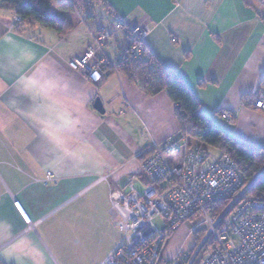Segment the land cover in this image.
Segmentation results:
<instances>
[{
	"label": "crops",
	"instance_id": "obj_1",
	"mask_svg": "<svg viewBox=\"0 0 264 264\" xmlns=\"http://www.w3.org/2000/svg\"><path fill=\"white\" fill-rule=\"evenodd\" d=\"M106 2L109 9H98L105 15L86 24L71 19L75 27L63 37L37 24L16 31L15 13L0 11V36L15 32L51 64L32 72L40 98L11 86L0 92V264H101L120 243L111 237V189L137 186L142 153L153 141L181 136L167 93L147 96L104 65L99 83L70 68L89 47V23L107 28V46L116 41L114 62L130 45L116 25L147 28L149 54L186 84L203 114L247 149L264 150V113L252 106L264 88V0ZM96 99L104 114L94 109ZM34 110L61 125L58 141L41 133L28 115ZM222 110L236 121L222 120ZM65 114L71 124L57 119ZM49 173L55 181L45 184ZM192 229L187 223L175 234L165 262L194 249Z\"/></svg>",
	"mask_w": 264,
	"mask_h": 264
},
{
	"label": "built area",
	"instance_id": "obj_2",
	"mask_svg": "<svg viewBox=\"0 0 264 264\" xmlns=\"http://www.w3.org/2000/svg\"><path fill=\"white\" fill-rule=\"evenodd\" d=\"M86 27L91 37L89 47L69 66L98 83L102 79L99 65L115 68L106 49L109 32L104 26ZM116 29L127 33L133 43L132 58L142 59L149 30L129 28L123 22ZM252 106L264 113V88L254 94ZM220 117L234 123L237 114L222 110ZM142 156L137 186L131 183L125 191H110L109 214L122 239L101 264H168L164 256L172 238L197 217L200 222L191 235L204 227L205 236L196 255L208 241L212 242L200 264H264V194L260 198L252 195L258 180L264 177V168L246 182L229 154L183 135L162 143L153 141ZM54 181L49 173L45 184ZM221 202H227V206L214 215L210 207ZM15 205L22 212L19 204ZM22 216L31 229L35 227L23 212ZM158 218L164 222L162 228L154 224ZM179 256L180 252L170 264H178Z\"/></svg>",
	"mask_w": 264,
	"mask_h": 264
},
{
	"label": "trees",
	"instance_id": "obj_3",
	"mask_svg": "<svg viewBox=\"0 0 264 264\" xmlns=\"http://www.w3.org/2000/svg\"><path fill=\"white\" fill-rule=\"evenodd\" d=\"M99 8L109 9L110 6L106 0H0V11L14 12L21 18V22L16 23V31L37 24L55 31L59 37L67 35L75 27V23L70 21L67 13L74 11L85 23H88L96 18L95 10ZM80 21L79 19L77 22ZM132 46L133 43L130 42L123 56L115 63V70L111 65L103 67L124 76L131 85L137 86L147 96L155 97L167 93L177 106L176 119L181 135L189 136L229 154L239 165L246 182L255 178L264 168V150H249L217 127L203 114L198 99L186 84L178 76L168 72L154 56L149 54L145 44L142 46L143 58L139 60L132 58ZM262 86L264 87V81ZM262 194H264V177L258 180L252 191L255 197L260 198ZM226 205L227 202H221L213 204L210 209L214 211V215H218Z\"/></svg>",
	"mask_w": 264,
	"mask_h": 264
},
{
	"label": "clouds",
	"instance_id": "obj_4",
	"mask_svg": "<svg viewBox=\"0 0 264 264\" xmlns=\"http://www.w3.org/2000/svg\"><path fill=\"white\" fill-rule=\"evenodd\" d=\"M40 65H43L45 69L51 68V64L44 63L38 51L30 43L17 38L15 32L9 31L0 36V92L7 91L11 86L20 94L34 99L40 98L41 94L38 91L40 80L32 75V72L37 71ZM41 74L46 75V73ZM48 83L52 84V87L56 86L51 81ZM10 103L15 105L16 101L12 100ZM28 115L41 125L40 131L44 136L53 142L59 140L60 124L41 118L35 110L29 112ZM57 119L63 125L72 123L71 118L66 114L58 116Z\"/></svg>",
	"mask_w": 264,
	"mask_h": 264
},
{
	"label": "rangeland",
	"instance_id": "obj_5",
	"mask_svg": "<svg viewBox=\"0 0 264 264\" xmlns=\"http://www.w3.org/2000/svg\"><path fill=\"white\" fill-rule=\"evenodd\" d=\"M95 14L97 15V16H100L99 14H103L102 12H99V14H98V9H96L95 10ZM103 15H105V14H103ZM67 17L70 19V21H71V19H74L75 21H79V19H80V17H79V15H78V13H76V12H74V11H70L69 13H67ZM79 17V18H78ZM16 18H17V16L15 17V22L17 23V24H19L20 22H21V20L19 21V22H17L16 21ZM81 20V19H80ZM92 29H95V28H93L92 27V25L89 23L88 24ZM119 32H121L120 34H123L124 32H122L121 30H118ZM90 35V34H89ZM109 38H110V34H109ZM127 38H128V36H127ZM90 40H91V37H90ZM114 44V45H113ZM114 47H113V46ZM107 52H108V55H109V57L112 59V61H113V63L115 64L116 62H114L115 60H116V58H115V56H116V50H118L117 49V45H116V41L113 39L112 41H111V44H110V46H107ZM70 64V63H69ZM107 65H109V64H107ZM104 66H106V65H104ZM114 68V67H113ZM114 70H115V68H114ZM118 74V73H117ZM89 79V78H88ZM90 80V79H89ZM99 83V82H98ZM215 122L216 123H218V125H222V122H220V121H218V120H215ZM216 125V124H215ZM217 127H219V126H217ZM220 128V127H219ZM221 129V128H220ZM189 137V136H188ZM195 140V139H194ZM198 141V140H197ZM262 171V170H261ZM260 171V172H261ZM121 185H122V183H121ZM104 187H106L105 185H103L102 187H101V189L102 188H104ZM227 206V205H226ZM225 209V208H224ZM223 209V210H224ZM222 210V211H223ZM109 216H110V214H109ZM109 222H110V225H111V237L113 238V239H115V240H118V242L119 241H121V239H122V233L118 230V228L115 226V223L112 221V219H111V217H109ZM199 222H200V218L199 217H197V218H194V219H192L191 221H189L188 222V224H190L191 226H192V228H194L195 226H197L198 224H199ZM154 224L158 227V228H162L163 226H164V222L162 221V219H160V218H158V219H156L155 221H154ZM106 225V224H105ZM107 228V227H106ZM204 236H205V230H204V227H199L198 229H197V231H196V233H194V235H193V237H194V242L196 243V245H195V247H194V249H192V250H190L188 253H186V252H182V251H180V254H181V256H179V261H178V264H190V261L195 257V260H194V262L192 263V264H200V262H201V260L206 256V254H207V252H208V250H209V248H210V246L212 245V242H210V241H208L207 243H206V245L203 247V249H202V251L199 253V255H196V252H197V249L199 248V246H200V244H201V242H202V240H203V238H204ZM201 237H202V239H201ZM198 239L200 240V241H198ZM191 243V242H190ZM190 243H188V245L190 246L191 244ZM173 260V259H172ZM170 262L171 261H169L168 262V264H170ZM167 264V263H166Z\"/></svg>",
	"mask_w": 264,
	"mask_h": 264
},
{
	"label": "water",
	"instance_id": "obj_6",
	"mask_svg": "<svg viewBox=\"0 0 264 264\" xmlns=\"http://www.w3.org/2000/svg\"><path fill=\"white\" fill-rule=\"evenodd\" d=\"M94 109L100 114H104L105 113L103 105H102L100 99H96V101L94 103Z\"/></svg>",
	"mask_w": 264,
	"mask_h": 264
}]
</instances>
